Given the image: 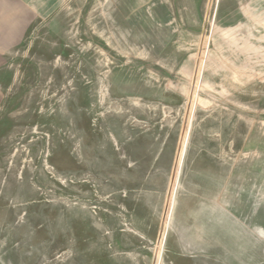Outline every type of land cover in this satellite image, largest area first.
Wrapping results in <instances>:
<instances>
[{
    "label": "rangeland",
    "instance_id": "obj_1",
    "mask_svg": "<svg viewBox=\"0 0 264 264\" xmlns=\"http://www.w3.org/2000/svg\"><path fill=\"white\" fill-rule=\"evenodd\" d=\"M0 7V264H264V0Z\"/></svg>",
    "mask_w": 264,
    "mask_h": 264
},
{
    "label": "crops",
    "instance_id": "obj_2",
    "mask_svg": "<svg viewBox=\"0 0 264 264\" xmlns=\"http://www.w3.org/2000/svg\"><path fill=\"white\" fill-rule=\"evenodd\" d=\"M41 2L35 0H0V7H9L11 5H39Z\"/></svg>",
    "mask_w": 264,
    "mask_h": 264
}]
</instances>
